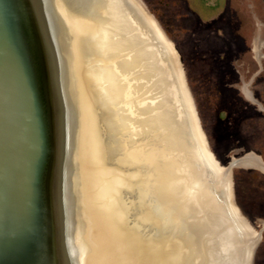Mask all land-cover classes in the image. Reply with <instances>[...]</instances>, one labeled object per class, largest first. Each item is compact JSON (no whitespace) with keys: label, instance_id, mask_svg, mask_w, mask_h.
Returning <instances> with one entry per match:
<instances>
[{"label":"water","instance_id":"obj_1","mask_svg":"<svg viewBox=\"0 0 264 264\" xmlns=\"http://www.w3.org/2000/svg\"><path fill=\"white\" fill-rule=\"evenodd\" d=\"M75 3L84 2L0 0V264H153L154 230L160 237L158 264H211L205 248L216 239L224 244L215 251L221 264H252L257 242L248 237L251 225L233 205L230 167L235 164L225 167L226 198L213 196L211 189L203 193V175L201 191L186 194L182 187L194 176L186 166L196 160L192 148H202L183 106L175 102L185 120V136L170 120L153 128L149 140L138 142L144 153L148 150L154 156L152 162L124 170L137 172L136 180L117 176L123 172L118 164H105L113 117L107 115L110 107L100 91L91 87L94 72L76 67L80 55L92 53L94 40L82 34L73 19ZM166 70L165 83L152 78L153 101L161 103L159 115L176 106L179 89L176 69L167 64ZM180 71L189 92L185 72ZM103 90L107 92L106 87ZM191 103L206 141L203 147L218 162L192 97ZM163 166L167 173L174 169L172 178ZM107 178L115 179L109 185L115 184L116 190L107 188ZM148 182L150 200L146 189L140 193ZM170 182L183 184L172 193L174 215L182 211L180 202L194 204L198 211L187 222L194 224L215 208L225 227L187 244L185 220L176 219L172 244L176 251L170 256L167 252L164 260L168 243L162 232L171 210L166 200ZM149 203L158 220L155 227L147 219ZM226 203L231 207L227 212ZM121 204L123 214L118 212Z\"/></svg>","mask_w":264,"mask_h":264},{"label":"rangeland","instance_id":"obj_2","mask_svg":"<svg viewBox=\"0 0 264 264\" xmlns=\"http://www.w3.org/2000/svg\"><path fill=\"white\" fill-rule=\"evenodd\" d=\"M138 1L179 52L215 159L224 168L236 161L233 205L257 242L252 264H264V0ZM174 52L168 59L178 66Z\"/></svg>","mask_w":264,"mask_h":264},{"label":"bare ground","instance_id":"obj_3","mask_svg":"<svg viewBox=\"0 0 264 264\" xmlns=\"http://www.w3.org/2000/svg\"><path fill=\"white\" fill-rule=\"evenodd\" d=\"M83 2L81 5H76L77 3H75L73 19L77 22L80 32L92 37L94 43L92 44V53L89 56L80 55V61L76 67L77 69L78 66L79 68L86 67L91 72H94L91 78V87L98 93L100 91L101 96L108 102L110 107L106 111L107 115H112L113 117L107 133L109 147L104 155L105 164L109 166L118 164L120 169L123 168V172L120 170L116 175L123 179L132 178L134 181L138 177L137 172L135 173L131 170L129 173L124 172V170L126 168L133 169V166L138 162L153 161V153L148 150L144 153L143 148L139 147L140 143H138L139 141L143 142L146 137L149 140L152 136L150 132L153 128L155 129L162 122L166 125L171 120L177 125V130L181 135L186 133L187 127L185 126V120L182 119V110L178 109L177 105L181 106V108L183 106L186 110L198 142L202 146L201 149L196 147L197 149L195 150L192 148V155H195L196 160H193L194 163L191 165L186 164L190 168L192 175H194L193 178L185 186L182 183L175 184V182H170L169 185V194L167 193L166 200L171 210L169 209L167 214L168 223L165 224L162 232L164 242L168 243L164 251V260H167V252L170 256L176 251V248L172 247V244L176 241V239H173V222L176 219L182 217L185 220L184 228L189 230L187 244L200 242L209 234L216 235L222 227H225L224 224L220 223L214 210L215 208L209 210L210 213L208 212L205 218L200 219V221L196 220L194 224L187 223L190 220L189 216L193 215L194 217L198 211L194 204L187 203L184 205L180 202L179 204L183 207L182 213L174 215L172 207L175 200L172 193L177 191L176 188L180 185H183L184 190L186 189V194L192 193L196 189L201 191L199 185L202 182L199 180L203 175L204 179H206L203 182V193L211 189L213 196L217 193L219 196L226 198L229 193V179L224 175L225 168L214 161L203 147L206 141L198 128L191 97L188 90L184 87L181 71L182 83L180 81L178 96L175 94L176 99L174 98V103H177V105L175 103L176 117L172 116L171 111L169 113L168 109L162 115H159L157 108L161 103L160 101H153L156 97H154V92H152V78L157 76L160 80H164L165 83L167 64H171L175 69L177 67L179 70H181V66L169 61L170 52H176V50L174 47H170L171 42L165 39L161 32L158 31L152 16L141 7L138 0H83ZM154 38L155 42H153ZM174 55V62L178 63L177 53ZM153 64L159 71H155ZM105 87L107 92L103 90ZM251 157L252 155H246L245 158L249 159ZM253 160L258 163L255 159ZM235 163L236 161L233 160L230 164L233 165ZM257 166L263 168L259 163ZM162 170L169 174L171 178L173 177V172H171V170L174 171L173 168L169 170L168 167V173L166 166H163ZM139 177L142 179L141 175ZM113 181L115 179L110 178L106 182L107 188L109 189L110 187V191H114L117 188L115 184L112 185L110 183L109 185V182ZM145 189L146 192L148 191L147 195L150 200L151 193L149 192L152 187L149 182L146 188H142L140 193H143ZM223 205L225 212H227V209H231L227 203ZM118 212L123 214L124 206L122 204ZM147 219L154 227L157 225L158 220L152 216L150 203L147 206ZM154 231L151 236V243L154 247L153 264H158L157 244L160 237L158 232ZM180 235L178 233L176 236L180 238ZM223 247V242L217 241V239L206 245L205 251L211 256V264H221L219 257L215 256V251Z\"/></svg>","mask_w":264,"mask_h":264}]
</instances>
